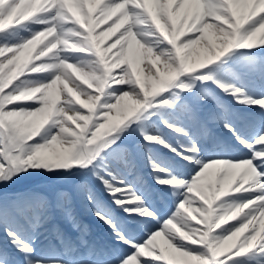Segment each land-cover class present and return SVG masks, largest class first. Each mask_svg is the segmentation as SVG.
Listing matches in <instances>:
<instances>
[{"label": "snow or ice", "instance_id": "6c2138e0", "mask_svg": "<svg viewBox=\"0 0 264 264\" xmlns=\"http://www.w3.org/2000/svg\"><path fill=\"white\" fill-rule=\"evenodd\" d=\"M0 264H264V0H0Z\"/></svg>", "mask_w": 264, "mask_h": 264}, {"label": "rangeland", "instance_id": "374dc122", "mask_svg": "<svg viewBox=\"0 0 264 264\" xmlns=\"http://www.w3.org/2000/svg\"><path fill=\"white\" fill-rule=\"evenodd\" d=\"M146 74V73H145Z\"/></svg>", "mask_w": 264, "mask_h": 264}]
</instances>
